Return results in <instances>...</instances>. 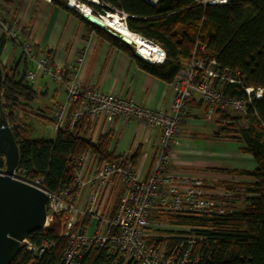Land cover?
I'll use <instances>...</instances> for the list:
<instances>
[{
  "label": "built area",
  "instance_id": "built-area-1",
  "mask_svg": "<svg viewBox=\"0 0 264 264\" xmlns=\"http://www.w3.org/2000/svg\"><path fill=\"white\" fill-rule=\"evenodd\" d=\"M44 1L51 3L53 0ZM64 1L68 9L83 14L78 6L73 8L70 0ZM75 1L78 5L86 4L91 10L90 14L103 19L104 15L94 10L95 6H102L100 0ZM228 1L205 0L204 3L223 5ZM5 8L9 7L0 0V31L18 45L24 58L32 64L31 69L25 74L26 81L34 84L42 74L61 82L65 89V102L57 107L52 118L56 132L74 130L83 117H87L91 123L90 134L102 118L109 123L116 119L136 121L161 130L159 151L154 166L146 178L140 176L130 160L125 164L110 161L101 163L100 160H94L91 151L78 158H70L68 178L71 184L54 192L44 187V179L30 181L25 171L18 168L14 171L12 176L14 179L37 188L46 195L47 217L42 231L55 220L61 221L60 237L67 239V246L63 259L58 264H81L97 249L107 251L110 264H201L204 260L209 261L215 244H211L205 236L193 232L196 231L194 227L166 226V228L151 221L156 216L230 215L234 211L232 199L236 194L225 191L217 199L207 198L199 191L204 180L168 173L172 150L178 139L181 123L192 102L205 105L209 116L216 111L230 110L243 117L247 115L248 107L252 105V96L261 99L257 95L261 89L257 91L245 89L246 99L225 94L223 86L227 83L243 87L241 73L223 68L208 56L206 47L197 42L190 62L183 64L171 84L174 96L169 112L139 106L131 99L84 85L78 74L68 78L65 69L57 66L53 68L47 58L35 49L34 44L23 37L17 21L4 17L2 9ZM119 13L126 24L127 15ZM156 48L154 60L144 58V61L154 64H163L166 61L165 50L157 44ZM82 62L80 59V63ZM0 165H2L0 175H3L6 158L2 153ZM112 181L124 185L125 192L113 217H110L99 212L97 203L101 192ZM235 182L243 183V180ZM87 187H91L92 191L89 195V206L83 209L78 206V198ZM87 218L89 225H85ZM161 238L166 241L160 243ZM55 247L56 243L52 241H44L42 245L36 246L29 237L21 242V249L29 252L32 259L40 258Z\"/></svg>",
  "mask_w": 264,
  "mask_h": 264
},
{
  "label": "trees",
  "instance_id": "trees-1",
  "mask_svg": "<svg viewBox=\"0 0 264 264\" xmlns=\"http://www.w3.org/2000/svg\"><path fill=\"white\" fill-rule=\"evenodd\" d=\"M204 1L157 0L152 3L147 0H100L102 6L94 7L95 12L101 14H126V26L131 32L165 50L167 59L163 64L137 58L132 46L91 25L113 46L134 57L142 70L169 84L173 83L183 64L190 62L195 45L199 42L206 47L211 59L223 68L237 70L242 75L243 87L227 83L223 86V92L246 99L245 89H264V0H229L223 5ZM63 3L60 4L66 7V2ZM7 15L4 14L6 19ZM7 41L18 46L2 34L0 56ZM47 60L55 68L50 53ZM0 63L3 71V108L20 150L18 169L27 173L28 180L44 179V187L51 192L68 187L71 184L68 178L70 158H78L87 151L98 155L101 163L125 164L130 160L135 165L137 154L122 159L109 152L111 135L102 136L92 143L88 139L91 123L87 117H83L74 130L57 132L54 141L32 138L30 129L20 122L18 115L24 107H31L37 97L33 85L25 81L27 67L25 71H20L18 65L4 66L1 60ZM221 112L217 111L226 124H219V134L242 141L245 144L242 152L252 155L257 163L253 171L229 172L251 181L229 188L228 191L238 193L232 199L234 211L230 215H175L169 216L166 222L174 226L194 227L198 235L205 236L211 244H215L212 258L201 264H264V98L255 99L252 96L247 115L238 121L223 116ZM44 119L53 122L51 118ZM242 121L244 126L239 125ZM236 200L244 205L243 209L235 207ZM60 233L59 219L46 230L32 233L29 240L36 246L44 241H52L56 247L35 259L22 248L11 264L60 263L67 246V239L61 238ZM159 241L163 243L166 239ZM110 261L105 249H97L81 264H110Z\"/></svg>",
  "mask_w": 264,
  "mask_h": 264
},
{
  "label": "crops",
  "instance_id": "crops-1",
  "mask_svg": "<svg viewBox=\"0 0 264 264\" xmlns=\"http://www.w3.org/2000/svg\"><path fill=\"white\" fill-rule=\"evenodd\" d=\"M3 1L9 7L2 9L5 16L8 13V20L17 21L23 37L29 39L46 58L50 53L54 66L65 69L68 78L78 74L84 85L131 99L139 106L169 112L174 96L171 84L142 70L134 57L100 36L83 14L61 5L62 0L58 3L44 0ZM0 60L4 66L18 65L20 71L27 67L25 74L32 67L23 57L21 49L10 41L5 44ZM46 77L40 74L32 85L37 93L36 99L41 96L51 101L45 107L46 111L39 112L43 118L52 119L57 107L65 102L66 93L61 82L54 83L51 91ZM30 108L29 113H34L32 106ZM23 110L19 112L21 119L27 116H23ZM220 116L217 111L209 116L205 105L192 102L179 128L168 167L170 174L204 180L199 191L212 199L219 198L229 188L239 184L236 180H243V176L229 171H253L257 168L254 157L242 152L245 148L242 141L219 134V124H226ZM25 126L30 129L27 123ZM56 135L57 132L51 140L54 141ZM105 135H111L109 152L115 157L126 159L138 155L136 170L146 178L159 151L161 130L136 121L116 119L109 123L102 118L93 132L88 133V139L96 143ZM92 155L95 161L100 160L98 155ZM91 189H84L78 198L80 208L89 206ZM124 192V185L110 182L101 192L97 203L99 212L113 217ZM85 225H89V221L86 220Z\"/></svg>",
  "mask_w": 264,
  "mask_h": 264
},
{
  "label": "water",
  "instance_id": "water-1",
  "mask_svg": "<svg viewBox=\"0 0 264 264\" xmlns=\"http://www.w3.org/2000/svg\"><path fill=\"white\" fill-rule=\"evenodd\" d=\"M83 18L132 46L134 55L144 60L136 44L107 27L103 19L90 14H83ZM2 87L3 71L0 63V153L6 158L5 173L0 175V264H11L21 250V242L32 233L44 229L47 198L41 190L12 177L18 168L20 150L3 108Z\"/></svg>",
  "mask_w": 264,
  "mask_h": 264
},
{
  "label": "rangeland",
  "instance_id": "rangeland-1",
  "mask_svg": "<svg viewBox=\"0 0 264 264\" xmlns=\"http://www.w3.org/2000/svg\"><path fill=\"white\" fill-rule=\"evenodd\" d=\"M147 1L152 2V3H156L157 0H147ZM115 14L120 15L119 12L118 13L116 12ZM102 15H106V14L103 13ZM1 35H2V32L0 31V36ZM46 78H47L46 80L49 81V84L51 86L50 90L52 91L53 87H54V83H57L58 81H55V80L51 79L50 77H46ZM46 99H47V97L44 98V97L39 96L35 100V102L32 105L34 113L33 112L29 113L32 110L30 107H24L23 108L24 109L23 110L24 111L23 116H25V115H27V116L24 117L23 119H20V122L24 123V125H25V123L28 124V126L30 127L32 138H36V139L43 138L46 140H51V139H53L54 134L56 133L55 128H54V124L50 120L44 119L43 116H41L42 114L39 112V111H46L45 107H47L51 103L50 100H46ZM3 104H4V100H3ZM28 108H29V111H28ZM221 113L223 114V116H227V117L232 118V119L237 120V121H238V119L245 117V116L240 117V115H238L236 112H233L230 110L222 111ZM18 115H20V114L18 113ZM47 116H50V114H47ZM239 125L244 126L243 121L240 122ZM245 181H251V179L248 180V179L243 178V182H245ZM235 207L237 209H243L244 205L242 206V204L236 200ZM168 217L166 218V217H157L156 216L151 222L154 224L155 223L162 224L164 227H166V226L173 227L174 225H171V224L166 222ZM193 232H195V231H193ZM161 233H163V232H161ZM163 234H166V232H164Z\"/></svg>",
  "mask_w": 264,
  "mask_h": 264
},
{
  "label": "bare ground",
  "instance_id": "bare-ground-1",
  "mask_svg": "<svg viewBox=\"0 0 264 264\" xmlns=\"http://www.w3.org/2000/svg\"><path fill=\"white\" fill-rule=\"evenodd\" d=\"M70 2L73 8H76V6H78V8L83 12V14H90L91 10L86 4L81 3L78 5V2H76L75 0H70ZM107 14L108 15L103 16V21L105 22L107 27L111 28L112 30H115L122 36H125L132 40L136 44V47L145 59L154 60L157 51L156 44H153L149 40H146L141 36L131 32L127 28L125 21L121 18L119 14H112L110 12H107ZM263 94L264 89L259 90L257 93L258 98H262Z\"/></svg>",
  "mask_w": 264,
  "mask_h": 264
}]
</instances>
